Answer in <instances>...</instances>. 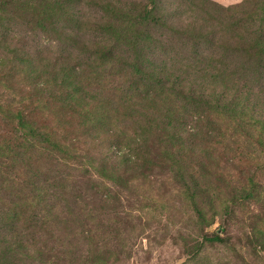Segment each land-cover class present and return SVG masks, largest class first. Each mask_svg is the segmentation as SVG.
Returning <instances> with one entry per match:
<instances>
[{
  "label": "rangeland",
  "instance_id": "1",
  "mask_svg": "<svg viewBox=\"0 0 264 264\" xmlns=\"http://www.w3.org/2000/svg\"><path fill=\"white\" fill-rule=\"evenodd\" d=\"M141 2L0 0V264H264V0Z\"/></svg>",
  "mask_w": 264,
  "mask_h": 264
},
{
  "label": "trees",
  "instance_id": "2",
  "mask_svg": "<svg viewBox=\"0 0 264 264\" xmlns=\"http://www.w3.org/2000/svg\"><path fill=\"white\" fill-rule=\"evenodd\" d=\"M145 0H143V2L140 3V9L136 10L134 7L131 8V9H127L126 12L122 13L121 12V16L122 18H124L122 21H127L128 22V25L129 27L132 29V30H136L137 26L138 27H147L148 24L152 27V28H155L156 26H158V28L164 26V25H167V22H166V19L164 16H162L161 18L159 19H156L158 17L157 15V4L158 2H160V0H147L148 3L143 5L145 2ZM184 3V2H183ZM153 5V7L149 8V5ZM106 9H110V6H106L105 7ZM194 18L193 20L191 19V21L189 23H192L196 20L195 17H192ZM107 31L108 30H113V29H110V28H106ZM138 58V62H139V65L138 64H134L133 67H134V70L135 72L138 74V75H141L143 76L144 74L148 73L147 71H145L143 69V66H142V61L145 60V58L143 56L140 57H137ZM142 61H141V60ZM138 65V66H137ZM61 84L62 81H61ZM65 84V83H64ZM63 84V85H64ZM5 118H9V117H5ZM12 119L15 121V125H16V132L20 133L21 132V136H23L24 139L28 140V141H36V142H45V135H44V132H40L36 126L34 125L35 123H27L25 121V117L23 115H21V113L19 111L16 112V116H12ZM10 122H12L10 120ZM25 125L27 126L26 129H25ZM7 137H4L2 139V141L0 140V156L1 157H6V156H10V152H11V148L6 146L5 147V144H7ZM29 155L31 156V160L33 161V159H35L36 157H34L31 153H29ZM31 161V163L33 164V162Z\"/></svg>",
  "mask_w": 264,
  "mask_h": 264
}]
</instances>
